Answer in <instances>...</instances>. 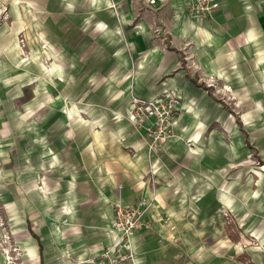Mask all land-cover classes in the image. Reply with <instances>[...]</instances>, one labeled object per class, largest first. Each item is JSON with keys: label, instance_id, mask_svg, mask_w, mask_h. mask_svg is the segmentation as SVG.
Instances as JSON below:
<instances>
[{"label": "crops", "instance_id": "0c3cea01", "mask_svg": "<svg viewBox=\"0 0 264 264\" xmlns=\"http://www.w3.org/2000/svg\"><path fill=\"white\" fill-rule=\"evenodd\" d=\"M219 3L213 16L197 21L184 0H157L156 6L86 0L83 30L115 48L117 67L101 69L110 75L99 88L100 103L93 102L92 69L84 75L73 65L67 72L55 69L53 92L67 93L73 103L65 96L47 106L58 115L47 134L49 119L35 118L45 106L15 109L32 85L28 74L1 82L9 91L0 101V124L23 130L20 196L8 212L21 230L20 264H101L118 236L114 203L140 200L148 208L133 236L135 264H264L262 252L239 248L220 229L226 210L245 223L262 216L261 208L253 215L251 184L236 181L238 165L246 174L251 159L239 121L220 96L233 94L249 105L240 121L247 130L264 128V0ZM26 4L21 14L33 11ZM76 78L85 80L84 92ZM167 92L182 96L174 136L150 151L126 109L133 94L153 99ZM8 192L0 193V201H14ZM254 232L264 239V231Z\"/></svg>", "mask_w": 264, "mask_h": 264}, {"label": "rangeland", "instance_id": "374dc122", "mask_svg": "<svg viewBox=\"0 0 264 264\" xmlns=\"http://www.w3.org/2000/svg\"><path fill=\"white\" fill-rule=\"evenodd\" d=\"M23 2L27 3L26 8H33V11L29 9V13L26 15L21 14L19 10ZM147 3L149 4L148 0ZM156 4L157 0L152 5L156 6ZM153 10L152 8L151 15H153ZM89 11L90 9L86 7V0H0V101H5L6 93L9 91L8 87L1 83L3 80L6 78L9 82L14 79L23 80L28 74V81L24 80L14 86L17 88V86H21V83L26 84V81L32 84L23 89L21 101L16 100L15 109L21 108L23 111L22 104H29L31 108L35 109L45 106L40 111L41 117L35 116V118L49 119L48 124L44 127L46 134L49 129L52 130L53 122L58 120V115H55L56 113H53L52 109L48 107H52L53 102L57 101L59 97L64 99L65 96L66 103H73L69 101L67 93L53 92V86H57L54 83L53 75L55 69L67 72L73 65L79 70V75H84L85 71L89 72L92 69L93 102L100 103L102 94L99 88L102 82H107V78L104 77L110 75V72L103 74L101 69L110 70L117 67V63L113 61L115 48L102 45L97 35L91 34V31L83 30V22L88 17ZM168 46L171 47V42H168ZM70 56H76L75 64L69 63ZM86 57L89 60H87L88 63L85 61ZM31 77L35 80L34 83H32ZM61 82L64 83V80ZM76 83L78 90L82 88V92H84L85 80L76 78ZM38 88L39 92L36 94ZM221 94L222 102L239 121L238 128L246 141V153L251 159L248 161L249 167L247 166V170H245L246 174L242 172L244 166L239 167L238 165L236 181L238 183L246 181L251 184L252 195L256 198L253 215H259L258 208H261L262 216H257L255 221L245 223L240 221L238 216L230 210H226L224 212L225 221L220 224V229L222 232H226V235L230 236L233 243L239 248H252L256 251L254 253L260 251L264 254V239H260L254 232L257 229L264 231V156L261 155L264 154V128L254 125L247 130L240 121L249 105L240 102L236 95ZM83 96V94L77 96L78 103L84 101ZM134 96L137 95L133 94L132 97ZM1 108L0 115L4 113V107ZM30 110H27V113ZM5 126V124H0V193L13 192L11 194L14 201H0V254L4 257L5 264H20L21 230L15 228L14 224L10 222L8 212L10 206L16 207L15 200L19 201L20 196V171L23 163L20 150L23 130L17 125L12 132ZM165 145L158 148L156 152L163 149ZM259 200L262 202L257 205ZM114 250L116 248L112 249L109 254L110 258L121 261L122 256L126 255L125 261L121 262L133 264L129 250L123 252ZM103 259L104 254L101 255L100 261ZM254 262L253 259L246 261L250 264Z\"/></svg>", "mask_w": 264, "mask_h": 264}, {"label": "built area", "instance_id": "2783aa9c", "mask_svg": "<svg viewBox=\"0 0 264 264\" xmlns=\"http://www.w3.org/2000/svg\"><path fill=\"white\" fill-rule=\"evenodd\" d=\"M186 12L197 21H203L211 16L220 7L219 0H184ZM154 4L156 0H148ZM182 96L178 93L167 92L163 96L147 99L138 96L132 97L130 106L126 109L128 120L145 132L150 151H156L167 144L174 136L173 127L176 114L180 111ZM148 208L146 200H140L136 204L126 205L121 201L114 203L113 230L118 234L114 244L104 252L101 264H126V255L115 260L109 254L113 248L115 252L130 251L132 263L135 264V251L133 236L143 225L144 216Z\"/></svg>", "mask_w": 264, "mask_h": 264}]
</instances>
